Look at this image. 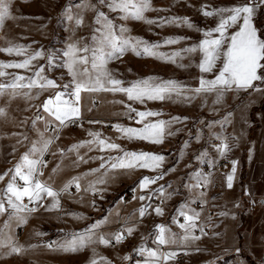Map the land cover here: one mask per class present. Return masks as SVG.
Instances as JSON below:
<instances>
[{
  "label": "rangeland",
  "instance_id": "1",
  "mask_svg": "<svg viewBox=\"0 0 264 264\" xmlns=\"http://www.w3.org/2000/svg\"><path fill=\"white\" fill-rule=\"evenodd\" d=\"M81 2L82 0H10L11 18L6 19L3 27L0 28V48L8 47V42L10 41L13 46H24L26 51L19 56L15 53L10 55L6 52H0V62L20 63L37 51H43L45 55L33 60L28 69H3L6 74L0 76V84L8 85L13 82L16 76H24L25 80L22 83H27V78L33 77L35 71L40 67H43L45 69L44 74L48 78L56 80L58 85L62 86L68 83L66 78L71 77L67 74V70L59 67L49 68L47 55L52 52H56L59 55L71 39L83 37L87 40L90 38L93 28L96 27L94 12H85V23L77 28L75 32L69 30L70 22L63 18V13L68 5H76ZM91 2L95 4L97 0H91ZM248 2L249 0H152L155 8L166 9V11L148 12L146 16L149 19L158 20L161 17L170 16L187 17L195 26L193 28L168 24L161 27L157 26V24L148 25L136 20L125 21L119 19V13L109 12L106 7H101V10L107 13L109 18L113 19L116 24H123L127 27L129 35L142 37L150 43H160L162 46L159 51L170 54L175 51L182 52L185 48L199 45L205 39L203 32L200 30H211L217 26L219 17L202 15V6L206 5V10L210 11L213 8H230L244 5ZM73 11L75 12L76 9L74 8ZM252 23L257 30L258 36L264 39V5L257 8ZM238 30L239 25H233L227 29L226 35H231ZM218 36V33H213V38ZM168 37H184L185 39H182L177 44H163L165 38ZM182 56L183 59L177 57V62L171 63L151 56H137L134 52L127 51L119 59L112 60L108 64V68L117 79L124 82V87H129L132 82L140 79L156 77L161 80H176L187 88H196L199 86L201 76L208 80L214 79L222 67L223 57L216 62V67L212 72L201 73L198 65L202 54L199 51L191 54L182 52ZM59 62L57 60V63ZM180 64L184 65V67L178 66ZM258 75L264 76V69H260ZM254 84L262 90H230L224 93L222 100L218 104L214 103L216 99L214 93L197 95L190 102L165 100L161 101L160 106L150 100H146L143 104L137 101H130L126 94L122 93L119 108L116 109L117 101L113 99L112 92H110L105 100L93 97L87 111L81 112L80 118L84 119V123L98 121V123H90L92 131L93 127H98L97 132L107 130L99 129L102 124L110 125L114 121L121 123V121L119 122L120 118L125 119L124 123H121L122 126L142 127L141 124L136 123L138 117H135V113L131 114L133 118L127 115L128 105L137 111L162 113L161 116L147 118V120L153 122L158 119L169 120L176 116L187 117L186 120L172 125L170 130L175 132V135H166L162 147L155 152L152 147L140 146V142L143 140H128L120 138L122 134L116 136L112 133H104L101 136V138L108 139L109 142L119 144L126 151L149 152L165 157L162 167L157 171L150 170V174H147L149 169L136 168L135 170H130L128 174L133 176L141 172V170H145L144 176L151 178L157 176L160 172L166 173L162 180H158L154 184L156 186L154 189L163 185L167 193H173L171 198L164 201L160 206L163 208V215H156L154 207L158 205H153L152 199H145L143 205L151 204L154 206L153 210H150L154 221L159 225H166L172 232H175V225H178V223L173 222V217L177 216V209L182 204L193 199H195V202L190 203V207L195 209L197 200L195 189L190 192L185 185L195 183L190 177L193 173L199 171L202 165V160L197 159L200 153L207 152L208 154L207 158L203 160L204 162L212 160L214 161L213 164H215L223 159L229 160L231 165L226 172H232V162H236V173L232 188H228L226 185L225 193H222L214 202L217 212L215 223L223 224L221 230L225 237V242L229 238L234 240L233 238L236 234L232 226L242 223L245 227L243 229L241 227L242 230L239 229L237 231V234L240 235V240L234 255L221 261H216L214 264H264V253L261 254V257L254 260L249 247V240H254L255 235H259L261 241L264 242V81H255ZM59 90L62 89L49 90L36 97L35 93L38 89H17L21 94L12 98L9 95L11 89H6L5 94L0 96V108H4L7 113L6 116L0 117V175L8 172L9 169H13L20 157L29 150L32 141L38 139L32 121L37 115L47 117V113L43 111L41 105L50 96H54L55 91ZM28 91H31L34 98L29 99L23 95L24 92ZM189 95H192V93H189ZM253 103L254 105H252ZM225 118H227L228 122L222 124L221 122L225 121ZM210 123L212 124L211 128L208 126ZM36 126L43 131V119L37 121ZM78 126L73 127L69 124L67 127L62 128L59 131V138L55 140L51 150L44 156L47 166L43 169L42 180H47L49 176L53 175L52 170L57 165L61 166L62 170L55 175L54 187L56 188H60L67 181L65 175L72 170L79 168L83 171L85 169L99 168L100 166L99 160H89L88 163H80L78 166H74L77 156L75 153H68L67 149L80 141L91 139L88 135V129H84L82 132L78 129ZM52 134L51 131L46 133V135ZM214 134L226 138V142L229 145L230 150L223 157L216 151V146L221 141L217 140ZM198 135L199 140H197ZM24 137H27V139H24ZM214 139L219 141V144H213L212 141ZM185 141L188 142L186 148L184 147ZM144 142L147 143V141ZM60 149L65 150L64 155H61ZM182 151L183 155L181 156ZM112 153L121 154L119 151L100 152L94 149L89 152L87 148L80 149V155L86 154V159L96 156L107 157V154ZM172 168H175V171H169ZM102 171L104 170L102 169ZM241 171L244 177L239 183L238 176ZM10 176L11 173L3 181H0V192L5 189ZM132 185L118 180L114 182L112 187L102 191V196L105 197L107 203L101 206L100 211L96 214V219L99 220L108 208L115 204L118 206V211L113 213L114 217L112 219L114 221L112 222L114 223L113 225H118L113 230H120L122 228L121 223L124 222L123 217H120V214L123 213L120 208L123 207L124 209L125 206L133 203V201H126L123 198V194ZM154 189L146 191L144 196L147 197ZM154 196L158 195H153L152 198ZM121 197L123 202H121ZM61 202L65 205L63 211L70 218H73V216L69 213L80 215L76 208L73 207L71 199H62ZM89 203H92L91 199ZM86 213L89 214L88 211ZM221 213H224V215H221ZM31 214L28 215V220H30ZM7 219V214L0 216V226ZM257 220L260 222L259 228L261 227L259 231L254 229L255 221ZM48 222L49 219L44 217L38 224L28 223V227H31L30 232L32 230V234L35 235L36 232H46ZM79 225L82 227V223L79 224L77 221H72V230L77 226L79 227ZM227 226L231 227L230 235ZM25 229L26 224H23L19 227L13 226L12 230L15 237H18L20 232L25 231ZM51 237L49 238L51 239ZM201 238H204V236H201ZM45 239L51 241L48 238ZM164 246L162 245V247ZM42 249L46 250L49 248L43 246ZM0 264H9V255L0 256ZM21 264L27 263L21 261ZM160 264H163V262Z\"/></svg>",
  "mask_w": 264,
  "mask_h": 264
},
{
  "label": "snow or ice",
  "instance_id": "2",
  "mask_svg": "<svg viewBox=\"0 0 264 264\" xmlns=\"http://www.w3.org/2000/svg\"><path fill=\"white\" fill-rule=\"evenodd\" d=\"M264 5V0H249L244 5H237L230 8H213L206 10L207 6H202V15L206 17L218 16L219 23L214 29L200 30L203 32L205 39L199 45H194L182 50L183 53H195L199 51L202 54L201 61L198 65L201 73L212 72L216 67V62L222 59V67L214 79L208 80L203 76L200 77L199 86L196 88H187L182 83L176 80H161L156 77H148L140 79L131 83V86L124 87V82L117 79L109 70L108 64L114 60L119 59L125 52L132 51L137 56L145 55L155 57L157 59L165 60L166 62L176 63L177 57L183 59L181 51L172 53L160 52V43H150L142 37L129 35V29L123 24H116L115 21L109 18V15L101 10V7H106L109 12L119 13L121 20H136L146 23L148 25L157 24V26L176 25L187 26L188 28L195 27L187 17H161L158 20L149 19L146 13L152 11H166V9H157L153 6L152 0H97V3H92L91 0H82L76 5H68L63 13V18L70 22L69 30H75L85 23V12L91 11L95 13V25L89 39L83 37L79 39H71L67 42L65 48L61 50L58 55L52 52L47 55V62L49 68L59 67L67 70V74L71 80L61 85H58L56 80L48 78L44 72L45 69L40 67L34 73L33 77L27 78V83H22L25 80L24 76H16L12 83L8 85L0 84V96L5 94L6 89H11L9 95L15 98L21 93L17 89L27 88L38 89L35 96L38 97L42 93L53 90L54 96H50L41 105L43 111L47 113V117L37 115L32 121L33 128L36 130L38 139L32 141L31 147L25 152L20 160L16 163L13 169L0 175V181H3L6 176L11 173L9 182L5 189L0 192V216L7 214L8 219L0 226V256L23 254L27 249L24 245L19 244L13 232V226L19 227L26 224L28 215L38 211L39 208H44L45 211H53L61 209V196L65 193L71 195L70 189L74 186L76 191L81 190L80 181L87 176H94L97 173V179L90 181L85 191L95 193H102V189L97 187L98 184H104L109 178V173L114 169L135 170L136 168H146L153 171L159 170L165 157L160 154L149 152H132L126 151L120 147L119 144L109 142L108 139L101 138L102 134L99 132H89L91 137L89 140L80 141L73 144L67 149L68 153H75L77 158L74 161V166L80 163H88L89 160H99V168L91 169L89 172L81 176H74L70 180L63 183L57 189L54 187L55 175L62 169L60 165L54 168L53 175L49 176L47 180H42L43 169L47 166L44 156L51 150V146L56 139L59 138V131L67 127L69 124L76 123L81 117V93H97V92H112L124 93L128 100L137 101L143 104L146 100L150 101H165L172 100L188 101L195 99L197 95L214 93L216 99L214 103H220L224 93L230 90H247L253 89L261 91L258 86L254 84L255 81H264V76L258 75V70L264 69V39H261L257 34V30L253 26V16L258 7ZM76 9L74 12L73 9ZM227 14V15H226ZM11 18L10 0H0V28L3 27L6 19ZM242 21V23H241ZM233 25H239V30L231 35H226L227 29ZM218 33L219 36L213 38V33ZM184 37H168L165 38L163 44L171 45L177 44ZM6 48H0V52L8 54L15 53L16 55H23L26 51L22 45H11ZM226 45V47H225ZM43 51H37L20 63H2L0 62V76L6 73L3 69L17 68L28 69L33 60L44 57ZM57 60L60 62L57 63ZM184 67V65H178ZM192 93V95H189ZM23 95L29 99L34 98L31 91L24 92ZM128 113L130 118L132 113H135L137 124L142 127H125L119 124L113 127L122 134V138L128 140H143L153 144H162L166 135H175L170 129L173 124L186 120L187 117H172L169 120L158 119L155 122L147 120L148 117H158L162 113L156 111H137L130 105ZM6 110L0 108V117L6 116ZM43 119L44 129L41 131L36 122ZM147 121V122H146ZM225 121L221 122L226 123ZM89 123H98V121H90ZM209 128L212 127L210 123ZM51 131L52 135H46ZM179 131V129H177ZM215 135V134H214ZM217 140L221 143L216 146V151L220 156H225L229 151V145L226 138L220 135H215ZM27 139V137H24ZM199 140V135L197 136ZM22 142V141H18ZM188 146L185 141L184 147ZM87 148L89 152L94 149L100 152L119 151L122 155L119 156H96L85 158V155H80V149ZM61 155L65 154V150L60 149ZM183 151L181 152V156ZM207 152H202L197 157L199 160L207 158ZM209 165L214 161L207 160ZM104 170L103 172L101 170ZM175 171V168L169 169ZM236 173V162H232V172L226 176V184L228 188H232L233 180ZM166 173L160 172L155 177H144L140 183L141 190L148 188L150 184H155L158 180H162ZM190 179L195 183L185 185L191 192L193 189L206 187L211 183V174L197 171L192 174ZM22 181V185L18 182ZM171 187V185H169ZM153 195H158L161 203L171 198L173 193H167L165 187L154 189L147 197L141 195L138 197L141 201L147 199L151 200ZM204 195L199 193V197ZM197 197V198H199ZM27 198V203H25ZM51 198V203L45 205L44 200ZM101 198L102 195H101ZM136 197H134L135 199ZM121 202L123 198L121 197ZM195 199L182 204L177 209V216L173 217V222L178 223L179 228L183 230V235L179 236L181 244L187 245L189 241L199 240L201 237L194 234L197 228L196 221L200 213L190 207V203H194ZM29 205H32L31 207ZM93 206H95L93 202ZM151 205H142L138 210L139 217L143 218L147 214V209ZM156 215H163V208L156 206L154 208ZM74 218L83 219L84 217L75 213H69ZM136 215V213H133ZM224 215V213H221ZM178 217H183L184 222L179 223ZM109 217L97 221L90 225L86 230L80 233L65 234V238L61 241H52L45 247L63 251V252H78L91 245L110 246L113 241L116 244L121 243L125 239V233L131 236L135 231L134 227L125 226L120 230L112 233H101L98 230L102 225L110 223ZM154 232V243L157 244V249H147L142 244L136 251L145 256V264H158L162 258L164 261L174 259L177 255L174 251L160 252V245L176 244L177 234L173 233L166 225H156ZM202 234L203 227L200 228ZM35 235L43 236L46 233L36 232ZM70 237V238H69ZM29 247H36L30 245ZM7 249V251H5ZM93 257L89 264H111L106 257L100 256L99 260L96 256L99 254L95 248L92 249ZM200 251V249H197ZM154 258V259H153ZM123 259L127 260L129 257L125 256ZM139 264V262H138Z\"/></svg>",
  "mask_w": 264,
  "mask_h": 264
},
{
  "label": "crops",
  "instance_id": "3",
  "mask_svg": "<svg viewBox=\"0 0 264 264\" xmlns=\"http://www.w3.org/2000/svg\"><path fill=\"white\" fill-rule=\"evenodd\" d=\"M259 72V70H258ZM67 82L71 80V78H66ZM110 92H97V93H88V92H82L81 93V112L87 111V108L90 107L91 99L93 97H97L99 99L105 100L108 98ZM122 93H112L113 99H116L117 101V107H119V102L121 100ZM158 106H160L161 101H153ZM99 103V102H96ZM254 105V103L252 104ZM98 110V109H97ZM96 110V111H97ZM95 112V111H93ZM82 114V113H81ZM121 123L125 121L124 118H120L119 122ZM121 123H116L114 121L109 125V128L105 130L104 132H99L102 135L112 133L116 136H120L121 133L118 132L113 125ZM80 131L83 132L84 129H88L90 132H97L92 131V126L89 122H85L84 124H81L78 126ZM117 132V133H116ZM122 138V137H120ZM140 146H149L152 147L155 151L159 150L162 144H153L147 141H141ZM108 156H119L117 153L107 154ZM122 155V153L120 154ZM206 162L202 161V165L199 168V171H203V165ZM208 163V162H207ZM91 169H85L80 170L79 168H76L72 170L71 172L67 173L65 176L67 178V181L70 180L74 176H81L84 173L89 172ZM102 171V170H101ZM103 172V171H102ZM130 170H124V169H114L111 170L109 173V178L106 183L104 184H98L97 187L99 189L105 190L108 187H112L114 182H117L118 180L124 181L128 184H133L129 190L132 192V197L128 200V202H132L131 205L121 207L120 209L123 211L122 214H120V217H123L124 222L121 223V227H134L135 231L131 236H128V239L124 242H121L119 244H116L115 242H112L110 246H104V245H91L81 251L78 252H63V251H57L52 249H42L44 245L48 244V240L45 238L50 239L52 241H61L65 238V234L68 233H80L86 230L90 225L96 223L97 221L103 220L105 217H109L110 223L102 225V227L98 230L101 233H112L114 232L113 228L118 225L115 224L112 221L113 213L118 211V206L113 205L104 215L100 217V219H96V214L100 211L102 205H106L105 197L102 193H93L91 191H85L84 189L88 186V183L90 181H94L97 179V176L100 174L97 173L94 176H87L84 179L80 181L81 184V190L79 192L76 191V188L73 186L70 189L71 195L65 193L61 196L60 200L62 199H71L73 202V207L76 208L77 212L81 216H83V219H77V218H70L63 210H64V203L61 202V209L60 210H53V211H45L44 208H39L38 211L33 212L31 214L30 220L26 223V229L25 231H21L20 235L18 237H15L19 244L24 245L27 251H25L23 254H12L9 255V264H21V261H25L27 264H89L90 259L93 257V251L92 249L95 248L96 252L99 254L96 256V259L99 260L100 256L106 257L109 261H111V264H145V256H141L136 249L141 246L142 244L147 249H157V244L154 243V232H155V226L159 225L154 221L153 216L150 213V210H153V207H149L147 209V214L141 218L139 217V214L137 210L143 205L144 200L141 201L138 199L139 196L146 194V191H149V189H154V184H150L148 188L141 190L139 188L140 181L145 177V170H141V172L131 176L128 173ZM208 173V172H204ZM231 172H226L224 175H222L221 178L213 179L211 175V183L206 187H201L198 189H195V193L197 197H199V193L203 192L204 195L202 197L197 198L196 204H195V210L200 213V216L198 220L196 221L197 228L194 230V234L197 236H204V238H200L199 240L195 241H189L187 245L181 244L179 241V236L183 235V230L179 228V225H175V232L177 234V243L176 244H168L162 247V245L159 246L160 252H181L182 257L181 258H174L169 259L167 261H164L162 258L159 260L158 264L163 262V264H214L216 261H221L223 259L232 257L234 255V251L236 247H238V243L240 240V235L237 234V231L239 229H242L245 227L242 223L238 224L237 226H232V229L235 232L234 240L229 238L225 242V237L222 233L223 224H220L219 222L215 223L216 219V210L214 206V202L218 199V197L225 193L226 191V176L230 174ZM150 174V169L148 170V173ZM125 177V178H121ZM239 183H240V173H239ZM66 182V181H65ZM217 185V188L215 190L212 189V185ZM59 189V187H57ZM98 195V197H97ZM134 197H136L134 199ZM159 197V196H157ZM160 198V197H159ZM92 200V203L90 204L89 201ZM93 202L95 206H93ZM51 203V198H46L44 200V204L47 205ZM154 205V204H153ZM155 208V207H154ZM88 211L89 214L86 213ZM133 213H136V215H133ZM44 217L49 219V222L47 224V231L43 232L46 233V235L43 236H37L32 234V230L30 232L31 227H28L29 224L36 223L38 224ZM32 219V220H31ZM179 223H183V217H178ZM76 222L81 224L79 227H75L72 230L71 222ZM29 223V224H28ZM260 222L259 220L255 221V227L254 229L259 228ZM203 227L204 233L206 235L202 234L200 231V228ZM228 227V233L230 235L231 227ZM235 227V228H234ZM241 229V230H242ZM257 231V230H256ZM213 232V233H212ZM212 234V235H210ZM210 235V236H209ZM70 238V237H69ZM261 237L259 235H255L254 240H249V247L251 250V253L253 255L254 260L261 257V254L264 253V242L261 241ZM39 240V241H38ZM232 240V242H231ZM44 244V245H43ZM30 245H36V247H29ZM197 249H200V251H197ZM129 257V259L125 260L123 257ZM139 258V259H138ZM154 259V258H153ZM195 262V263H194Z\"/></svg>",
  "mask_w": 264,
  "mask_h": 264
},
{
  "label": "built area",
  "instance_id": "4",
  "mask_svg": "<svg viewBox=\"0 0 264 264\" xmlns=\"http://www.w3.org/2000/svg\"><path fill=\"white\" fill-rule=\"evenodd\" d=\"M42 117H43V115H42ZM83 123H84V119L83 118H80L76 123H72L71 125L73 127H76V126L81 125ZM108 128H109V124H102V125L99 126V129H101V130L108 129ZM97 130H98V127H93V131H97ZM212 143L213 144H219V141H217L216 139H214L212 141ZM230 165H231L230 161L229 160H225V159H223V160H221V161H219V162H217L215 164H212V165H209V163L206 162L203 165V171L210 173L212 175L213 179H218V178H221L222 177L223 173L228 170V168H229ZM18 182L21 185L23 183L22 181H18ZM216 188H217V185H215V184L212 185V189L213 190H215ZM131 197H132L131 190H129V189L126 190L124 192V194H123V198L127 201ZM24 202L25 203L28 202L27 201V198H25V201ZM152 203L154 205H158V206H161L163 204V203H161V199L159 197H157V196H154L152 198ZM29 206L31 207L32 205H29ZM114 232H116V231H114ZM127 239H128V235L125 233V239L122 242L126 241ZM50 242H52V240L51 241H48L47 243H50ZM113 242H115V241H113ZM181 257H182V253L181 252H177L176 258H181Z\"/></svg>",
  "mask_w": 264,
  "mask_h": 264
},
{
  "label": "trees",
  "instance_id": "5",
  "mask_svg": "<svg viewBox=\"0 0 264 264\" xmlns=\"http://www.w3.org/2000/svg\"><path fill=\"white\" fill-rule=\"evenodd\" d=\"M243 173H242V171L240 172V182L243 180ZM254 264V263H253Z\"/></svg>",
  "mask_w": 264,
  "mask_h": 264
}]
</instances>
